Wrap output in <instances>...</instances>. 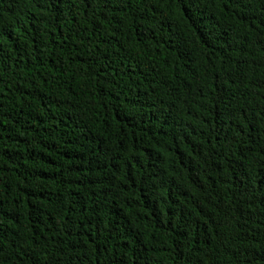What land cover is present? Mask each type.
Wrapping results in <instances>:
<instances>
[{
    "label": "trees",
    "instance_id": "trees-1",
    "mask_svg": "<svg viewBox=\"0 0 264 264\" xmlns=\"http://www.w3.org/2000/svg\"><path fill=\"white\" fill-rule=\"evenodd\" d=\"M0 264H264V0H0Z\"/></svg>",
    "mask_w": 264,
    "mask_h": 264
}]
</instances>
